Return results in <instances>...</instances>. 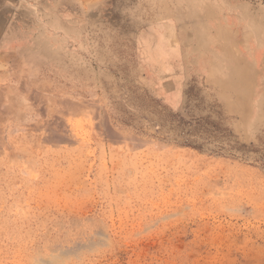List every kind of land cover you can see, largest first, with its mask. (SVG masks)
I'll return each instance as SVG.
<instances>
[{"label": "rangeland", "instance_id": "obj_1", "mask_svg": "<svg viewBox=\"0 0 264 264\" xmlns=\"http://www.w3.org/2000/svg\"><path fill=\"white\" fill-rule=\"evenodd\" d=\"M0 264H264V0H0Z\"/></svg>", "mask_w": 264, "mask_h": 264}, {"label": "bare ground", "instance_id": "obj_2", "mask_svg": "<svg viewBox=\"0 0 264 264\" xmlns=\"http://www.w3.org/2000/svg\"><path fill=\"white\" fill-rule=\"evenodd\" d=\"M238 86H239V84H238ZM238 86H237V87H238ZM240 86H241V85H240ZM240 88H241V87H240Z\"/></svg>", "mask_w": 264, "mask_h": 264}]
</instances>
